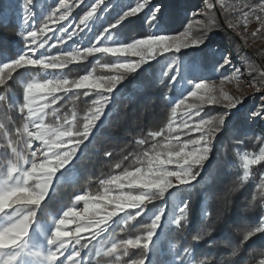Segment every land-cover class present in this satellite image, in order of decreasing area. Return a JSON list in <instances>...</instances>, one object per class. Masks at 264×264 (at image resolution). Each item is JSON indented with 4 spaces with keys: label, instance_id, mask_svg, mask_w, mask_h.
Wrapping results in <instances>:
<instances>
[{
    "label": "snow or ice",
    "instance_id": "6c2138e0",
    "mask_svg": "<svg viewBox=\"0 0 264 264\" xmlns=\"http://www.w3.org/2000/svg\"><path fill=\"white\" fill-rule=\"evenodd\" d=\"M35 5L36 0H4L0 3V23H5L12 15H17L24 25V31L21 33L23 47L15 58L0 60V87L6 89L8 82L14 79L13 74H19L21 69L25 71L39 69L45 74V77L40 80L33 78L25 83L21 104L22 112L24 109L28 110L29 122L32 125V130H29L28 125H25L23 129V133L28 137L26 146L30 149V156H36L37 149L33 151L32 145L35 141L40 142L41 148H38L40 155L36 159L28 160L23 168L18 163H11L7 167L6 177L0 181V214H7L6 219L9 220L6 226L0 227V236L5 238V244L0 247V264H14L17 259L16 251L22 247L25 237L29 234L36 217V210L45 201L54 177L79 159L78 152L81 146L90 141L98 123L106 116L108 106L112 103L114 93L120 85L145 64H151L154 60L159 63L163 60L167 64V70L163 72L162 77L168 80L169 87L180 86L181 64L178 59L180 53L189 48L207 47L206 42L209 38L207 28L195 34L190 29L179 31L178 35L163 31L162 29L166 27V17L162 11V5L151 3V0H143V2L136 0L134 6L129 5L114 21L107 24L100 32L94 33L89 38L87 47L76 46L71 50L65 48L58 55H50L46 48L50 39L47 33L51 32L53 35L56 32L61 33L62 35L56 36L60 44H65L68 40L74 41V37L90 27V22L100 13L102 5L103 7L107 5L104 8L106 10L110 4L108 0H73V4L67 3V0H58L57 6L43 16L40 24L34 20ZM80 5L86 6L88 10L79 16L78 23L67 26L61 23L68 21L73 8ZM145 9L147 12L144 11ZM250 12L264 23V17L251 9L243 15L248 17ZM259 12L264 14V3L259 5ZM141 13H144L143 22L146 28L144 27L140 37L132 34L130 42L116 43L114 36L116 30L130 21V18L140 17ZM50 22L53 27H49ZM229 26L234 27V25ZM73 28L74 30H71ZM252 35L255 37L256 33ZM55 46L48 45V47ZM41 49L44 51H40ZM170 52L173 53L172 56L165 55ZM95 54L115 58L112 62L103 65L112 74L94 77L92 72H87L69 79L63 73L69 65L85 61ZM229 67L236 72L239 71L232 64L231 56L223 54L215 65V71L219 72ZM230 75H223L222 82L228 80ZM189 83L193 82L189 81ZM142 84L145 88L152 86L150 82H142ZM249 86L264 92V75H261L258 80L250 79ZM215 93L216 90L210 88L203 79L196 81L191 91L175 102L166 129L148 133V136L156 142L150 151L143 153L141 166H135L133 170L124 169L121 174L103 181L105 185H114L117 194L109 195L106 189L103 196L94 198L75 195L74 200L77 204L84 202L85 213L91 211L93 217L101 212L106 215L93 219L75 211V206L63 211L62 217L56 219L54 230L48 240L52 249L47 257L49 264H64L59 258L67 250L69 237L79 244L82 231L92 228L94 224L104 225L98 229V233L107 231L108 222L116 224L118 221L115 218L120 214H123L120 219L125 222L129 219L142 218L148 211V205H154L155 201L160 200L174 187L177 190L186 191L195 188L206 177H210L205 164L213 158L215 140L229 129L231 123L229 117L234 115L232 110L239 111L238 106L242 107L244 102L242 98L228 95L223 88L219 89V97ZM69 94L95 97L91 99L90 107L83 116L82 127L75 113H72L71 120L64 117L63 124H46L45 109L57 104L63 96ZM189 98L192 100L191 103H187ZM2 99L4 97L0 96V100ZM221 99L226 102L223 105L225 109L223 112L208 118L201 116L203 104H219ZM181 108L184 109L183 113L178 112ZM56 111L53 109V112ZM251 116L264 117V105L252 112ZM32 117L35 118L32 119ZM197 117H199L198 120ZM3 128L4 125H0V129ZM192 133H198V136L193 138ZM181 134L187 139L181 140ZM161 140L163 143L160 142ZM140 143H146V141L141 140ZM66 144L69 146L65 147ZM8 145L12 153L19 151L17 147H13L14 143L11 141ZM260 161H264V149H261L259 156L253 158H249L246 154L243 164L245 176L248 175L247 170L250 166ZM237 190L238 188L235 187L230 188L224 191L223 195L228 197ZM89 200H93V205H90ZM109 207L111 210H108ZM189 207L188 202H182L179 214L171 218L170 222L176 229H183L189 223ZM6 209H12V211L7 212ZM129 209L133 211H128ZM247 210L245 206L240 209V212L243 215ZM164 211L161 208L158 214L150 218L144 236L113 243L108 251L115 254L121 249L126 252L129 247L140 249L139 258L131 260V264H165L161 258L168 255L170 250L166 249L163 235ZM69 218L76 223L75 232L66 230L65 226L70 222ZM214 231L216 229L212 226L205 227L195 239L204 240L208 249L211 250L216 245V239H210ZM236 232L235 243L229 241L225 248L228 257H239L242 251H251L249 246L253 240L264 237V216L258 218L255 226L247 223L237 225ZM154 239L159 240V244H155ZM174 246L175 254L169 256L172 264H217L216 258L211 254L204 255L197 261L195 252L191 248L182 245ZM261 247H264V240ZM74 255L79 257L80 252L76 251ZM67 259L70 264H81L80 260L73 259L71 256ZM222 264H240V261L226 260ZM253 264H264V252L259 254Z\"/></svg>",
    "mask_w": 264,
    "mask_h": 264
},
{
    "label": "trees",
    "instance_id": "16d2710c",
    "mask_svg": "<svg viewBox=\"0 0 264 264\" xmlns=\"http://www.w3.org/2000/svg\"><path fill=\"white\" fill-rule=\"evenodd\" d=\"M257 1L232 0L234 5L230 6L240 7L242 11L252 9ZM3 2L4 0H0V3ZM159 2L166 17L165 30L170 32L169 34H178L187 25L193 27L194 34L207 28L209 34H214L211 41L218 39L223 43L229 42L234 48V54L250 57L247 51L241 52L238 38L223 25L216 9L206 14L207 24L201 27L195 22V17L184 15L180 11L181 0H159ZM140 15V17L130 18L131 20L117 29L114 35L124 42H130L132 34L139 38L144 27L146 28L143 15ZM16 16L12 15L7 22L0 23V60L15 58L23 47L21 36L23 31L18 27ZM55 45L49 51L50 55L60 53L59 45ZM201 52L203 71L209 72L218 59L206 52L205 48H202ZM112 61V58L95 54L85 61L69 65L63 73L72 79L92 68L98 76L109 75L112 73L103 65ZM252 65L257 67V61L254 58H252ZM158 70V62L147 64L120 85L114 93L113 103L108 107L106 118L94 130L90 141L81 146L78 153L79 159L61 171L62 178L53 183L45 201L36 210L34 222H48L53 215L69 208L75 195L80 192L87 191L89 194L99 195L100 178L106 179L112 174H120L124 169L131 170L140 165L143 153L150 151L156 142L148 136V133L166 129L172 108L166 94L175 91L168 86V80L158 74ZM13 76L14 79L8 82L6 89L0 87V96L4 97L0 100V125H4V128L0 129V180L6 177L7 167L11 163L31 158L30 149L26 146L28 137L23 133L27 121L26 109L21 111L23 88L31 79L40 80L45 77L39 69L27 71L21 69L19 74L14 73ZM142 82H150L152 86L145 88ZM91 99L95 97L72 94L63 96L57 104L45 109L44 122L49 125L63 124L64 117L71 120L72 113H75L82 127L83 116L90 107ZM53 109L57 111L53 112ZM202 110L204 115L211 116L217 114L221 107L217 104L204 105ZM230 122L229 129L215 140L213 158L206 167L210 177H206L195 188L183 191L190 205L189 223L179 230L175 226L168 228L163 234L166 249L170 250L168 255L161 258L165 264H172L169 256L175 254L174 245L191 248L195 252L197 261L204 255L211 254L216 258L217 264H222L226 260H239L240 264H253L259 254L264 252V247H261L264 237L254 239L249 246L251 251L244 250L239 257H228L225 251L228 242L235 243L237 239L236 226L245 223L255 226L258 218L263 215L264 204V161L252 165L250 176L243 178V170L238 159L240 152L258 151L264 142V135L257 130L255 123L248 117H236ZM141 140H145L146 143H140ZM10 141L14 143L13 147L18 148V152H11L8 145ZM160 142L163 143L162 140ZM234 187L238 190L224 197L223 192ZM245 206L248 210L242 215L240 209ZM5 211L11 212L12 209ZM1 215L6 218L7 214ZM149 223L150 219L146 217L137 220L129 219L122 225L113 224L98 237H94L93 233L80 234L79 244L75 243L82 253L87 254L90 262L131 264V260L139 258L140 249L129 247L126 252L121 249L115 254L108 250L113 243L144 236L146 225ZM208 226L216 229L210 237V239H216V245L211 250L208 249L204 240L195 239L201 234L202 229ZM97 247L103 249L99 255L95 254Z\"/></svg>",
    "mask_w": 264,
    "mask_h": 264
},
{
    "label": "rangeland",
    "instance_id": "374dc122",
    "mask_svg": "<svg viewBox=\"0 0 264 264\" xmlns=\"http://www.w3.org/2000/svg\"><path fill=\"white\" fill-rule=\"evenodd\" d=\"M116 1L118 2L115 3V0H111L110 2L108 1L109 3H111V5L106 10H104V8L107 7V5H105L104 7L102 6L100 13L96 17L93 18L94 19L93 26L89 27L88 29H85V31L82 34L78 35L77 37H74L75 39L74 41L68 40L65 44H60L56 40V36L62 35V34L59 32H56V34L53 35V33L49 32L47 33V35L50 37L48 41V45H55V44L59 45L60 52L65 48L66 50H71L73 47H76V46L87 47L89 44V38L93 36L94 33L100 32L107 24H109L108 21L115 20L117 15L120 14L123 10H126V8L129 5L134 6L136 3V0H116ZM231 1L232 0H187V1L181 0L180 11L184 15L195 17L194 19L195 22L199 23V25L202 27L207 24L206 14H208L211 10L216 9L221 17L223 25L234 36L238 38L239 47L241 48V52L247 51V53L250 54V57H248L247 55H245V57H241V56H238L237 54H234L233 52L234 48L229 42L224 41L223 43V41H219L218 39L215 41H211L214 34L210 33L209 38H208L209 42L207 41L206 43L207 47L205 46L203 47L201 46V47L205 48L206 52L216 57L218 59L217 62L221 59L223 54H229L232 59V64L234 65L235 69H238L239 71L236 72L234 71L232 67H229V68L221 69L219 72H216L215 71L216 64H214L211 71L204 72L203 63H202V52H201L202 48L200 49L189 48L185 50L184 52L180 53L178 57L180 64H181V71L179 74L180 86L179 85L172 86V89L175 92L167 93L166 98L169 101H171L172 108H173L175 107V102L182 95H185L189 91H191L193 84L196 81L205 79V82L208 84V86L216 90L215 94L218 97L220 95L219 89L223 88L224 92L227 93L228 95L243 99L244 101L243 106L242 107L238 106L239 111H237L236 109L232 110L234 115L229 117V121L233 120L236 117H240V116L248 117L250 120H252L255 123L257 130L264 135V117H252L251 116L252 112H255L261 107V105H264V92L258 91L255 87L249 86L250 79L255 78L258 80L261 75H264V23H262L261 20L256 19L255 15H252L251 12L249 13L248 17H245L243 13L248 12L250 9H245L241 11L240 7L236 8V6H234L232 8L230 5H234V3H232ZM140 2H143V0H140ZM67 3L73 4V0H67ZM151 3L160 4L159 0H151ZM261 3H264V0H258L251 10L255 11L256 14L264 17V14L259 12V5ZM57 4H58V0H36V5H35L36 15L34 17V20H36L37 24H40V21L43 19V16L47 12L54 9L57 6ZM207 5H210V7H206ZM81 9H83V11ZM86 10L88 9L84 5L74 7L72 10V15L70 16L69 20L62 21L61 23L65 24V26L69 25L68 22L70 23L72 22V24L78 23L79 16H82L84 14V11ZM144 11L147 12V9H145ZM141 14L144 15V13H141ZM16 20H17L19 29L21 31H24V28L21 26V20L19 19L18 16H16ZM229 25H234V27H230ZM40 26H42V24ZM49 27H53V25H51V22L49 23ZM185 29H190L192 32L193 27L191 25L189 26L187 25ZM71 30H74V29H71ZM162 30L166 31L165 28ZM253 33H256L255 37H253L252 35ZM175 35H178V34H175ZM115 41L116 43H127L117 36H115ZM48 45H46V48L49 53V51L54 47H48ZM40 51H44V49H41ZM98 55H101V54H98ZM165 55L172 56L173 53L170 52V53H166ZM103 57H109V58H112L113 60L115 59L111 56H103ZM252 58H254L257 61V67L252 65ZM153 62L156 63L157 61L154 60L151 63ZM158 67H159L158 74L162 76L163 72L167 70L166 69L167 64L162 60L161 62L158 63ZM87 72H92L94 77H99L97 73L95 72V70L92 68L85 71L83 74H86ZM226 74H231V75L228 80H225L222 82L221 77ZM189 81H192L193 83L190 84ZM191 102L192 100L191 98H189L187 103H191ZM38 103H42V101H38ZM112 103H113V100H112ZM224 103L226 102L221 99V103L217 104L221 107V110H219L217 114L225 110L223 106ZM213 104L215 103H205L202 106L213 105ZM183 111H184L183 108L178 109L179 113H183ZM37 115H40V113H37ZM106 116H107V113H106ZM106 116L103 117L102 120L105 119ZM201 116L204 118L209 117V116L204 115L203 110L201 111ZM170 117H171V112H170L169 119ZM26 118H27L26 125H28L29 130H32V125L29 122V113L27 109H26ZM34 118L35 117H32V119ZM169 119L167 121V124L169 122ZM196 119L198 120L199 117H197ZM101 122L98 123L97 127H99ZM191 135L193 138H196V136H198V133H192ZM180 139L184 140V139H187V137L181 134ZM36 142L37 141L33 142V145H32L33 151L37 149L36 156H31L30 159H36L40 155V151L38 148H41V145L38 143L36 144ZM68 146L69 145L67 144L65 145V147H68ZM261 149H264V142L261 148L256 152H240L238 154L239 163L243 170V174H242L243 178H248L251 174L250 168L247 170L248 175L245 176L244 174L245 173V169L243 167L244 156L246 154L249 156V158L259 156ZM213 154H214V150H213ZM28 160L22 159L20 162H18V164L20 165L21 168H23L24 164L28 162ZM210 161L211 160H209V162ZM209 162L205 164V169L208 166ZM33 167H35V165H33ZM60 173L61 172H58L56 176L54 177L55 181L60 180L62 178ZM114 175H119V174H112L110 177L106 179L104 178L99 179L98 183L101 185L99 195H92V194H89L87 191H83L78 194L86 195V196L94 198L96 196H103L105 194L106 189L109 195L117 194V189L115 188L114 185L108 186L103 183V181L110 179ZM184 201L187 202V199L183 194V190H177L174 187L171 191L165 193L160 200L155 201L154 205L153 204L148 205V211L144 217L150 219L154 217L156 214H158L159 209L163 208L165 210L164 211L165 218L162 221V223L164 226L163 232H165L166 229L174 226L170 222L171 218L179 214V207L182 206V202ZM89 203L90 205H93V200H89ZM73 206L76 207L75 211L82 213L87 217H92L93 219H99L100 216L106 215V213L101 212V213H97L93 217V214L91 211L88 213H85L84 212V202L81 201L77 204L74 198H73V203L71 204L70 207H73ZM262 208H263L262 216H264V204ZM66 210H68V208L64 209L63 211H66ZM108 210H111V207H109ZM63 211H61L57 215H53L48 222H44V223L33 222L32 226L30 227L29 234L25 237V240L23 241L22 247L16 251L17 259L14 262V264H49L47 257L51 253L52 249H51V246L48 244V240L50 239L51 233L54 230L56 219L58 217H62ZM128 211H133V210L129 209ZM120 216L122 217L123 214H120ZM120 216L116 217L115 220L118 221L116 224L122 225L124 224L125 221L120 219ZM69 219H70V222L65 226L66 230L75 232L76 223L72 218H69ZM8 223H9V220L0 214V227L6 226ZM108 223H109V227L113 225L111 224V222H108ZM103 226H104L103 224L99 226L94 224L92 228L82 231L80 234L93 233L94 237H98L101 233V232L98 233V229ZM157 242H159V240L154 239V243L156 244ZM4 244H5V238L3 236H0V247H2ZM76 251L80 252L79 257H76L74 255ZM102 252H103V249L101 247H97L95 254L99 255ZM69 256H71L73 259L80 260L81 264H105V263H95V262L88 261L87 254H84L79 250V248L76 246L75 241L72 240L71 237H69V243H68L67 250L65 251L64 255L60 256L59 259L62 260L64 264H70V261L67 259V257Z\"/></svg>",
    "mask_w": 264,
    "mask_h": 264
},
{
    "label": "built area",
    "instance_id": "2783aa9c",
    "mask_svg": "<svg viewBox=\"0 0 264 264\" xmlns=\"http://www.w3.org/2000/svg\"><path fill=\"white\" fill-rule=\"evenodd\" d=\"M108 1L110 2L111 0H108ZM109 2H108V4H110V5H111V3H109ZM117 2H118V1H116V0H115V3H117ZM102 6H103V5H102ZM93 20H94V19H93ZM93 20H92V21H91V23H90V27H92V26H93V24H94V21H93Z\"/></svg>",
    "mask_w": 264,
    "mask_h": 264
},
{
    "label": "bare ground",
    "instance_id": "6f19581e",
    "mask_svg": "<svg viewBox=\"0 0 264 264\" xmlns=\"http://www.w3.org/2000/svg\"><path fill=\"white\" fill-rule=\"evenodd\" d=\"M68 23H69V24H72V22H71V23L68 22ZM90 23H91V22H90ZM21 26L24 28V25L22 24V22H21ZM73 29H74V28H73ZM37 143L40 144V142H38V141L36 142V144H37ZM75 208H76V207H75Z\"/></svg>",
    "mask_w": 264,
    "mask_h": 264
},
{
    "label": "crops",
    "instance_id": "0c3cea01",
    "mask_svg": "<svg viewBox=\"0 0 264 264\" xmlns=\"http://www.w3.org/2000/svg\"><path fill=\"white\" fill-rule=\"evenodd\" d=\"M54 182H55V180H54ZM54 182H53V183H54Z\"/></svg>",
    "mask_w": 264,
    "mask_h": 264
}]
</instances>
